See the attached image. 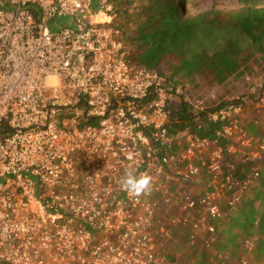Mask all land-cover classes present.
I'll return each instance as SVG.
<instances>
[{
  "label": "built area",
  "instance_id": "2783aa9c",
  "mask_svg": "<svg viewBox=\"0 0 264 264\" xmlns=\"http://www.w3.org/2000/svg\"><path fill=\"white\" fill-rule=\"evenodd\" d=\"M115 18L111 0H0V264H182L165 251L175 233L192 248L214 236L259 179L229 160H264V78L194 104L126 60ZM181 99L214 138L170 132Z\"/></svg>",
  "mask_w": 264,
  "mask_h": 264
},
{
  "label": "trees",
  "instance_id": "16d2710c",
  "mask_svg": "<svg viewBox=\"0 0 264 264\" xmlns=\"http://www.w3.org/2000/svg\"><path fill=\"white\" fill-rule=\"evenodd\" d=\"M111 2L117 17L124 20L122 24L119 20L115 28L119 38L129 46L126 60L136 67L156 69L173 79L207 75L211 82L220 85L245 76L249 71L246 63L252 54L264 56V0H237L238 9H210L193 16L187 10V0H144L142 6H137L135 0ZM132 24L135 29L128 32L126 26ZM163 66L167 71L163 72ZM205 113L194 112L181 99L170 109V132L189 130L199 137L214 138L218 126L207 122ZM196 119L201 120L203 126L198 128ZM229 163L235 166L234 175L240 179L250 169L259 167V179L234 211L237 222L234 227L249 237L255 232L258 237L256 249L264 256V160L259 164L232 160ZM175 235L178 239L176 245L179 243L183 250L188 248L186 237ZM214 239L212 245L207 239L197 240L190 251L192 256L198 253L197 264H214L211 259L219 255H214L210 248L221 241L222 234L217 231ZM235 248L223 247L217 251ZM229 256L226 263L232 258Z\"/></svg>",
  "mask_w": 264,
  "mask_h": 264
},
{
  "label": "rangeland",
  "instance_id": "374dc122",
  "mask_svg": "<svg viewBox=\"0 0 264 264\" xmlns=\"http://www.w3.org/2000/svg\"><path fill=\"white\" fill-rule=\"evenodd\" d=\"M135 2L137 6H142L144 0H135ZM238 8H240V5L238 4L237 0H187V10L192 16L210 9L230 11ZM114 12L116 18L114 19L112 25L116 27L119 20L120 24H122L124 20L117 17L118 14L115 10ZM53 23H55L59 27H63L66 25V20L58 19ZM134 26V24L127 25L126 30L128 32H132L135 29ZM52 29L53 31H56V28ZM247 68L249 71L245 74V76L228 80L227 82L220 85L211 82V77H208L207 75H194L190 78L178 76L179 79L176 80L183 83L187 87V95L189 96V99L194 102V104L202 102L203 105H210L211 102H221L227 100L228 98L242 95L248 91L256 93L257 87L260 85V83L262 84L264 78V56L258 53L252 54L248 63H246V69ZM162 70H164L163 72L167 71V67L163 66ZM250 116L251 114H249V116H247L245 119L247 129L250 133L258 135V128L250 125ZM178 217L179 215L177 216V218ZM234 226H237V222L236 215L234 214V212H232L229 213L227 217L224 218V220H222V223L218 227L217 231L222 234V239L217 243V245L211 247L210 251H212L214 255L219 256L211 259V261H214V264H264V256L260 255L258 253V250L256 249L258 246V237L256 236V233L254 232V234L250 235L251 237H249L246 236L243 231L235 229ZM252 231H255V229H252ZM201 238L207 239V242L211 243V245L213 244V242L215 244L214 236L212 238H209L207 236ZM223 247L236 248L231 251L224 250V252L222 251L218 253L217 249L220 250ZM191 248L192 247L188 246V248L186 247L185 250H183L181 245H179L178 243L177 245L172 246L171 249H165V251L170 252L172 255L176 256L179 262L182 264H197L196 257L198 253L196 254V256L190 255V251L193 249ZM231 255L232 258H230V260L226 263V257H231Z\"/></svg>",
  "mask_w": 264,
  "mask_h": 264
},
{
  "label": "clouds",
  "instance_id": "9594fccd",
  "mask_svg": "<svg viewBox=\"0 0 264 264\" xmlns=\"http://www.w3.org/2000/svg\"><path fill=\"white\" fill-rule=\"evenodd\" d=\"M148 181L144 178L137 179L131 173H127L123 178V185L132 191H138L147 186Z\"/></svg>",
  "mask_w": 264,
  "mask_h": 264
}]
</instances>
